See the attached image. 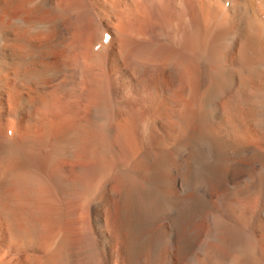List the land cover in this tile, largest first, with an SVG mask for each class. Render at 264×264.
I'll return each instance as SVG.
<instances>
[{"label": "bare ground", "instance_id": "1", "mask_svg": "<svg viewBox=\"0 0 264 264\" xmlns=\"http://www.w3.org/2000/svg\"><path fill=\"white\" fill-rule=\"evenodd\" d=\"M205 249L264 264V0H0V264Z\"/></svg>", "mask_w": 264, "mask_h": 264}, {"label": "rangeland", "instance_id": "2", "mask_svg": "<svg viewBox=\"0 0 264 264\" xmlns=\"http://www.w3.org/2000/svg\"><path fill=\"white\" fill-rule=\"evenodd\" d=\"M87 40L89 39V37L88 38H86ZM85 39V40H86ZM106 42V41H105ZM107 43V42H106ZM117 81V80H116ZM119 83H117V85H118ZM62 108H63V110H64V107H61L60 108V111L62 110ZM49 110V112H51L52 114H55V108L54 107H50V108H48ZM54 109V110H53ZM62 110V111H63ZM170 147V148H169ZM168 148H169V150L171 149V151L172 150H174L175 148L173 147V146H169ZM250 163V162H249ZM251 167H253V166H251ZM255 169V168H254ZM253 169V170H254ZM252 170V171H253ZM256 170V169H255ZM251 171V172H252ZM248 172L249 173H251L249 170H248ZM254 172V171H253ZM93 196V191H91V192H89V194L87 195V197H86V199L85 200H83L82 202H84V205H85V203H86V205L84 206V205H82L81 207H79V208H77V206L76 205H72V210L73 211H76L77 210V219H79V220H81L80 218H83L84 217V212H86V207H87V204L91 201V198H92V196ZM235 200H237V201H235ZM239 200V201H238ZM85 201H88V202H85ZM214 201L217 203V201H219V198L216 196V197H214ZM220 201H221V199H220ZM219 201V202H220ZM223 201V200H222ZM232 201L236 204H234L233 202L232 203H230L231 205H235V208L234 209H236V207H238V209H236L234 212H235V214H237V216H243L244 217V219L246 220V222H248V223H251L253 220H254V218H255V216L257 215V213L259 212V210H260V208H261V202H262V198L259 196V195H256V196H254V198H250V199H247V200H241V199H239V198H235V199H232ZM218 202V209L217 210H214L215 211V213L217 214V212H218V216H221V217H225V218H227V216H228V214H227V212L225 211V209H222V207L224 208V206L223 205H221L222 204V202H220L219 203ZM83 204V203H82ZM220 205H221V207H220ZM74 206V207H73ZM83 207H85L84 208V210L82 211L81 210V208L83 209ZM219 208L220 209H222L221 210V212H220V210H219ZM241 209V210H240ZM217 211V212H216ZM84 213V214H83ZM227 214V216H226V214ZM222 214V215H221ZM225 214V215H224ZM224 215V216H223ZM82 216V217H81ZM229 217V216H228ZM251 221V222H250ZM75 225H76V222L74 223V227H72V233L74 234V235H76L77 234V229H79L78 228V226H77V229H76V227H75ZM83 226V225H82ZM83 228H84V226H83ZM201 240H206L205 238H203V239H201ZM258 243V244H257ZM22 246V247H21ZM20 246V248L17 250V249H15L14 247H11V249H9L8 250V253H7V255L8 254H10V257L13 255V254H16L18 251H21V250H24V248H25V246H23V245H21ZM260 246V243L259 242H256V247H259ZM208 251V249H205V251H203L202 253H197L196 254V259L193 261V263L192 264H196V263H198L200 260H202V259H205L206 257H205V255H206V252ZM256 251H257V249H256ZM197 251H194L193 253H196ZM204 254V255H203ZM238 254H237V252H234V251H232V253L231 254H229V256H228V262L229 261H231L232 259L234 260L235 258H236V256H237ZM236 260V259H235ZM197 261V262H196Z\"/></svg>", "mask_w": 264, "mask_h": 264}]
</instances>
